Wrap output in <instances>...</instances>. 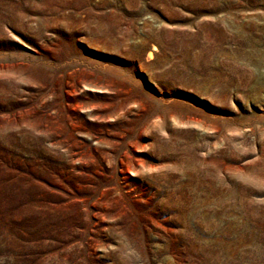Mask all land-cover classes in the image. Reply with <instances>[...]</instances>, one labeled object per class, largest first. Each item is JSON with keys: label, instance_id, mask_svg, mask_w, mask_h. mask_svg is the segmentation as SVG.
Listing matches in <instances>:
<instances>
[{"label": "rangeland", "instance_id": "rangeland-1", "mask_svg": "<svg viewBox=\"0 0 264 264\" xmlns=\"http://www.w3.org/2000/svg\"><path fill=\"white\" fill-rule=\"evenodd\" d=\"M0 264H264V0H0Z\"/></svg>", "mask_w": 264, "mask_h": 264}, {"label": "bare ground", "instance_id": "bare-ground-1", "mask_svg": "<svg viewBox=\"0 0 264 264\" xmlns=\"http://www.w3.org/2000/svg\"><path fill=\"white\" fill-rule=\"evenodd\" d=\"M152 54H151V52H148V56H151Z\"/></svg>", "mask_w": 264, "mask_h": 264}]
</instances>
